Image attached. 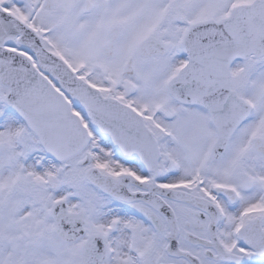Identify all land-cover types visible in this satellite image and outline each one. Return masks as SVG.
<instances>
[{
    "label": "snow or ice",
    "instance_id": "obj_1",
    "mask_svg": "<svg viewBox=\"0 0 264 264\" xmlns=\"http://www.w3.org/2000/svg\"><path fill=\"white\" fill-rule=\"evenodd\" d=\"M0 264H264V0H0Z\"/></svg>",
    "mask_w": 264,
    "mask_h": 264
}]
</instances>
